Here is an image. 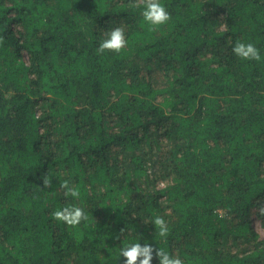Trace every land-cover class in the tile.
I'll use <instances>...</instances> for the list:
<instances>
[{
	"label": "trees",
	"instance_id": "1",
	"mask_svg": "<svg viewBox=\"0 0 264 264\" xmlns=\"http://www.w3.org/2000/svg\"><path fill=\"white\" fill-rule=\"evenodd\" d=\"M160 2L152 26L144 0H0V264H124L132 243L264 264V0ZM70 203L75 226L52 215Z\"/></svg>",
	"mask_w": 264,
	"mask_h": 264
},
{
	"label": "clouds",
	"instance_id": "2",
	"mask_svg": "<svg viewBox=\"0 0 264 264\" xmlns=\"http://www.w3.org/2000/svg\"><path fill=\"white\" fill-rule=\"evenodd\" d=\"M144 20L152 25L159 26L168 22L170 13L160 0H144L142 9ZM127 44L123 28L117 26L105 33L103 39L100 40L97 51L103 53L105 50L120 51ZM232 52L235 56L243 60H257L261 59V54L258 48L251 42L245 43L237 41L232 46ZM50 183L49 178H44V185ZM64 188V194L67 197L77 199L80 192L77 188L70 185L68 180H65L61 185ZM53 217L66 223L70 226L80 224V222L87 218V214L82 207L70 203L61 208H58L52 213ZM152 223L158 228L160 237L166 238L169 233V227L161 216L154 217ZM155 255L158 257L159 264H184L180 256L171 255L163 249L157 248ZM120 256L126 258L124 264H151L153 256V247L150 244L132 243L120 249ZM139 258V259H138Z\"/></svg>",
	"mask_w": 264,
	"mask_h": 264
},
{
	"label": "rangeland",
	"instance_id": "3",
	"mask_svg": "<svg viewBox=\"0 0 264 264\" xmlns=\"http://www.w3.org/2000/svg\"><path fill=\"white\" fill-rule=\"evenodd\" d=\"M250 219L252 221L251 223L253 224L255 230L259 233L260 237L264 238V227L261 225V222L258 217H256V215L252 212L250 214Z\"/></svg>",
	"mask_w": 264,
	"mask_h": 264
}]
</instances>
